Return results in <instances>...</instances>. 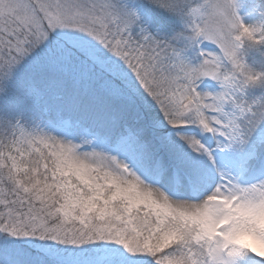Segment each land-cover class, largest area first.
Instances as JSON below:
<instances>
[{
    "label": "snow or ice",
    "instance_id": "1",
    "mask_svg": "<svg viewBox=\"0 0 264 264\" xmlns=\"http://www.w3.org/2000/svg\"><path fill=\"white\" fill-rule=\"evenodd\" d=\"M241 32L236 0H0V264H264Z\"/></svg>",
    "mask_w": 264,
    "mask_h": 264
},
{
    "label": "rangeland",
    "instance_id": "2",
    "mask_svg": "<svg viewBox=\"0 0 264 264\" xmlns=\"http://www.w3.org/2000/svg\"><path fill=\"white\" fill-rule=\"evenodd\" d=\"M236 3L238 15L246 26L264 24V0H236ZM208 48L216 51L212 45Z\"/></svg>",
    "mask_w": 264,
    "mask_h": 264
},
{
    "label": "clouds",
    "instance_id": "3",
    "mask_svg": "<svg viewBox=\"0 0 264 264\" xmlns=\"http://www.w3.org/2000/svg\"><path fill=\"white\" fill-rule=\"evenodd\" d=\"M249 27L252 29H258L260 25H250ZM239 35L242 37L241 43L244 45L246 53L252 51L260 52L261 50L260 45L261 43H264V36H262L258 40L254 36H249L248 34H245L243 32H241Z\"/></svg>",
    "mask_w": 264,
    "mask_h": 264
},
{
    "label": "trees",
    "instance_id": "4",
    "mask_svg": "<svg viewBox=\"0 0 264 264\" xmlns=\"http://www.w3.org/2000/svg\"><path fill=\"white\" fill-rule=\"evenodd\" d=\"M261 51H264V49H261ZM260 52L252 51L248 53L247 59L249 63H254V66L257 68L261 67V64L264 63V57H261ZM263 60V61H262ZM259 90H256L254 92V95H258Z\"/></svg>",
    "mask_w": 264,
    "mask_h": 264
}]
</instances>
